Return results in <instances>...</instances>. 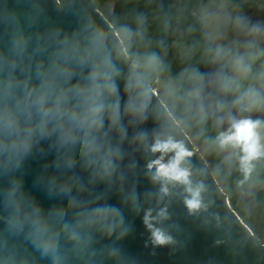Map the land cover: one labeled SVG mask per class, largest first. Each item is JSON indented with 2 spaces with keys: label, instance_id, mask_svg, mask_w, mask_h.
<instances>
[{
  "label": "clouds",
  "instance_id": "obj_1",
  "mask_svg": "<svg viewBox=\"0 0 264 264\" xmlns=\"http://www.w3.org/2000/svg\"><path fill=\"white\" fill-rule=\"evenodd\" d=\"M35 7L37 15L23 20L5 14L0 30V264H31L33 253L46 264H69L72 257L83 264H119L123 251L116 241L132 225L121 207L106 201L113 185L123 191L126 140L152 157L146 160L145 177L158 188L144 196H155L158 205L181 188L190 215L208 208L207 185L193 179L194 152L173 128H198L197 138L204 137L206 148L223 154L222 163L235 165L242 177L238 187L257 182V166L264 161V116L252 114L264 113V22L225 16L242 40L214 43L221 17L201 8L199 20L212 32L205 52L216 69L208 74L185 68L178 78L162 80L168 65L160 53L132 50L136 38L144 36L143 15L137 17V29L119 26L113 42L90 19L71 31L59 25L42 29L45 10ZM149 118L155 125L151 131L139 128ZM210 120L214 136L205 135ZM130 126L138 130L129 139ZM49 154L54 156L50 167L59 175L38 177L33 187L43 188L49 199L66 200L67 207L45 212L17 173H23L29 158ZM77 167L87 172L86 182L68 175ZM101 183L106 190L91 199L73 194ZM121 203L139 213L134 186ZM169 218L167 203L143 210L153 247L175 242L162 226ZM97 236L114 240L98 249Z\"/></svg>",
  "mask_w": 264,
  "mask_h": 264
},
{
  "label": "water",
  "instance_id": "obj_2",
  "mask_svg": "<svg viewBox=\"0 0 264 264\" xmlns=\"http://www.w3.org/2000/svg\"><path fill=\"white\" fill-rule=\"evenodd\" d=\"M39 4L44 8L47 17L46 22L41 21L40 27L59 25L71 31L80 27L89 19L94 24L100 26L109 36L111 41L118 40V33L112 24L91 4L85 0H0V30L3 29L5 14H16L21 20L25 15H37L35 5ZM63 6L62 11H57ZM252 22H264V17ZM237 33V32H235ZM239 35V34H238ZM122 67H125L122 65ZM122 87V82H121ZM155 102V97H153ZM151 117V114H150ZM153 120H149L140 125L139 128H146L149 131L154 127ZM138 128L129 127V139ZM178 138L185 141L186 145L194 152L191 157L194 180H203L207 185V192L204 194L205 201L208 203L207 210L190 215L183 204L181 195L182 189L173 190V195L166 198L163 203H167L170 218L163 221V227L173 236L174 243L167 246L153 247L149 242L150 233L145 228L142 217L143 210L148 207H160L155 196L145 198V192L155 193L158 185H152L145 177V163L151 156L139 150L137 144H130L126 140L122 147L126 153L121 162V168L125 173L126 179L123 183V191L118 192L116 185L107 189V203L121 207L127 222L132 225V231L123 239L116 241L122 248L123 257L119 264H264V244L260 243L252 234L250 228L242 222L238 214L231 208L226 197L221 192L216 181L210 174L202 156L193 146L184 130L173 128ZM45 148L47 145H43ZM158 155V154H157ZM54 156L36 155L25 162L23 173H17L23 181L25 190L30 193L35 200L42 206L45 212L52 207H67V201L60 198L49 199L46 197L43 188L33 187V182L38 177L46 178L49 175L57 174L50 167ZM134 161L136 167L129 169L127 165ZM46 165L49 167L46 168ZM79 175L85 182L88 179L87 172L77 167L68 173ZM133 186L139 193L140 211L136 213L130 204L121 203V197L129 192ZM105 184L88 185L87 191L83 193L73 192L81 199H91L99 192L105 191ZM105 201H101L103 203ZM155 215V212L153 213ZM68 218H72V210H68ZM3 225L0 224V228ZM114 240L104 239L97 236L96 248L110 244ZM19 246L24 247L23 241H16ZM31 252V249H29ZM31 264H46L39 258L38 254H32ZM69 264H83L82 261L72 257ZM99 264V260L96 261ZM104 264H114L112 260H105Z\"/></svg>",
  "mask_w": 264,
  "mask_h": 264
},
{
  "label": "flooded vegetation",
  "instance_id": "obj_3",
  "mask_svg": "<svg viewBox=\"0 0 264 264\" xmlns=\"http://www.w3.org/2000/svg\"><path fill=\"white\" fill-rule=\"evenodd\" d=\"M98 10L116 31L121 25L132 29L139 27L137 17L146 18L143 38H136L134 52L156 51L164 58L168 70L162 80L178 78L183 69H198L212 73L217 65L210 62L206 54L212 32L199 20L200 10L209 8L217 13L221 20L216 25L220 37L214 43H223L225 39L234 45L242 37L233 31L230 23L223 17L234 19L244 16L250 20L264 17V0H85ZM117 32V31H116ZM231 99V97H227ZM264 116V113H253ZM197 143L193 145L202 156L208 170L231 208L252 231L253 236L264 244V161L257 166L255 184L237 186L241 174L235 165L229 167L222 163L223 154L209 150L204 144V137L197 138L198 128L185 129ZM216 130L211 120L207 125L206 136H214ZM193 144V143H192ZM219 169V170H218Z\"/></svg>",
  "mask_w": 264,
  "mask_h": 264
},
{
  "label": "rangeland",
  "instance_id": "obj_4",
  "mask_svg": "<svg viewBox=\"0 0 264 264\" xmlns=\"http://www.w3.org/2000/svg\"><path fill=\"white\" fill-rule=\"evenodd\" d=\"M184 132L189 137V139L191 140V142L193 143V145H196L197 143L193 140L192 135L188 131H186V130H184Z\"/></svg>",
  "mask_w": 264,
  "mask_h": 264
}]
</instances>
